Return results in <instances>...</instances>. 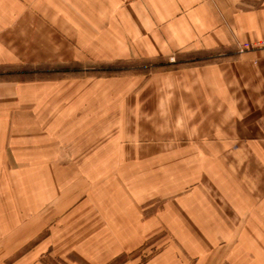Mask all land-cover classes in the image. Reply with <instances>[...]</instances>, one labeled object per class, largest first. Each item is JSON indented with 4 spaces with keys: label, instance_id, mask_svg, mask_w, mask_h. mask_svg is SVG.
Masks as SVG:
<instances>
[{
    "label": "crops",
    "instance_id": "0c3cea01",
    "mask_svg": "<svg viewBox=\"0 0 264 264\" xmlns=\"http://www.w3.org/2000/svg\"><path fill=\"white\" fill-rule=\"evenodd\" d=\"M33 1L0 67L217 58L0 82V264H264V0Z\"/></svg>",
    "mask_w": 264,
    "mask_h": 264
},
{
    "label": "rangeland",
    "instance_id": "374dc122",
    "mask_svg": "<svg viewBox=\"0 0 264 264\" xmlns=\"http://www.w3.org/2000/svg\"><path fill=\"white\" fill-rule=\"evenodd\" d=\"M8 0H0V5H9ZM15 2L20 3L21 0H15ZM14 2H12V12H15ZM39 6L43 13L48 15L53 12L44 6L42 1L34 0L31 5L26 7H36ZM61 24L67 26L65 23ZM15 27V26H14ZM259 48V47H254ZM240 56L237 52L234 56ZM206 58L193 55L191 57L178 58L175 55H171L166 60H156L155 62H128V63H110V64H96L92 62H76L69 61L67 63H54V64H44V65H34L31 67H26L23 65H5L0 67V82H24L32 80H45V81H65L72 79H84L88 77L95 78H111V77H133V76H145L150 77L153 74L175 71L184 69L190 66H199L205 62H210L215 60L217 57ZM241 232V234H243ZM173 236L169 234L168 231H156L147 241H156L155 246L150 248V250L143 253L144 257H141V262L152 257L156 252H159L163 247L161 245L162 241H172ZM36 241H30L28 247L30 248L34 245ZM142 249V248H141ZM140 249V251H141ZM22 251L19 253V255ZM141 253V252H140ZM59 264V263H58Z\"/></svg>",
    "mask_w": 264,
    "mask_h": 264
},
{
    "label": "built area",
    "instance_id": "2783aa9c",
    "mask_svg": "<svg viewBox=\"0 0 264 264\" xmlns=\"http://www.w3.org/2000/svg\"><path fill=\"white\" fill-rule=\"evenodd\" d=\"M251 47V45L249 44H243L242 46L239 47L238 54H243L244 52H246L247 50H249Z\"/></svg>",
    "mask_w": 264,
    "mask_h": 264
}]
</instances>
